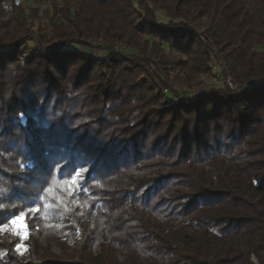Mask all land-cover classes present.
Here are the masks:
<instances>
[{"label":"trees","instance_id":"trees-1","mask_svg":"<svg viewBox=\"0 0 264 264\" xmlns=\"http://www.w3.org/2000/svg\"><path fill=\"white\" fill-rule=\"evenodd\" d=\"M43 1L0 0V264H264V0Z\"/></svg>","mask_w":264,"mask_h":264},{"label":"rangeland","instance_id":"rangeland-1","mask_svg":"<svg viewBox=\"0 0 264 264\" xmlns=\"http://www.w3.org/2000/svg\"><path fill=\"white\" fill-rule=\"evenodd\" d=\"M18 1H20L25 6L27 11H29L31 7H33L37 4L36 0H18ZM50 1H52V0H46V2L43 1V3L41 4V7L42 6H48ZM9 6H10V4H9ZM9 6L6 8L7 11H11V9H12V6H11V8H9ZM9 14H10V16L12 15L11 12H9ZM38 15H39V13H38ZM39 17H40L41 22L43 23L44 22V15L39 16ZM8 18H9V16H8ZM35 29H36V26H35ZM156 40L159 41V38H156ZM35 42H37V41H35ZM109 45H113V46L111 47ZM28 46L33 48L34 42L33 41L30 42L28 44ZM124 46L125 45L123 43H120V42L119 43L117 42L115 44H110V43H102V42H99L98 40H94V41H91L89 44L81 46L80 50L82 52L87 51L89 54H91L92 58L98 60L101 56H104V58H107L106 53L103 52V51H105L104 50L105 48L109 47L110 50L124 51V48H125ZM217 71H218V69L217 68L215 69L213 67L212 72L209 73L208 75H204L203 76L204 80L201 83L195 84L192 88L191 87L188 88L184 85H181L178 81L176 83L167 82L168 79L165 77V75H162L161 73H159V76L164 82L167 83L166 87H168L171 91H174L177 93V92H180V91L186 89V92H185L186 94H183L184 96H186V95L191 94V93L194 95V93H201L203 91L208 93L210 91H214L215 89L222 87L224 78H223V76L221 77ZM228 85L230 86L229 83H228ZM236 85H237V87L239 86L237 83H236ZM244 86L246 87V84ZM230 88L232 90L236 89V88H233L232 86H230ZM25 248H26V245L20 246V249L22 251L25 250Z\"/></svg>","mask_w":264,"mask_h":264},{"label":"snow or ice","instance_id":"snow-or-ice-1","mask_svg":"<svg viewBox=\"0 0 264 264\" xmlns=\"http://www.w3.org/2000/svg\"><path fill=\"white\" fill-rule=\"evenodd\" d=\"M25 216L24 214H21L19 216H15L12 220H11V225L17 230V232L19 233L21 230L25 229L26 225H25ZM17 250H20V245H17Z\"/></svg>","mask_w":264,"mask_h":264},{"label":"built area","instance_id":"built-area-1","mask_svg":"<svg viewBox=\"0 0 264 264\" xmlns=\"http://www.w3.org/2000/svg\"><path fill=\"white\" fill-rule=\"evenodd\" d=\"M9 8H11V6H9ZM224 81L227 82V83H229L230 86H232L233 88H236V87H237L236 83L231 79V77L224 78ZM252 83H253V84H259V80H258V79H254V80L252 81ZM250 87H251V84H250V83H247V84H246V88L249 89ZM176 99H177V98L174 97L173 99H169V100L173 103Z\"/></svg>","mask_w":264,"mask_h":264}]
</instances>
